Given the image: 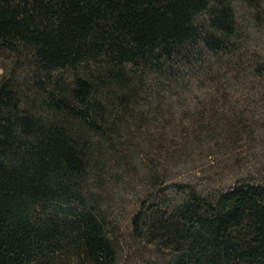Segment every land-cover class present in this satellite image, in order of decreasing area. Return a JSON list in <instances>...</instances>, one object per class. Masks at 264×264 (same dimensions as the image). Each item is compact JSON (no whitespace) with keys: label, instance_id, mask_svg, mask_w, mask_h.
I'll return each instance as SVG.
<instances>
[{"label":"trees","instance_id":"trees-1","mask_svg":"<svg viewBox=\"0 0 264 264\" xmlns=\"http://www.w3.org/2000/svg\"><path fill=\"white\" fill-rule=\"evenodd\" d=\"M242 1L261 21L264 0ZM248 42L233 0H0V49L26 74L0 78V264H117L96 189L143 142L165 148L151 128L177 102L190 110L195 83L209 89L185 114L199 131L257 134L236 104L219 107L264 86ZM152 167L134 225L164 253L147 264H264V176L158 201Z\"/></svg>","mask_w":264,"mask_h":264},{"label":"rangeland","instance_id":"rangeland-1","mask_svg":"<svg viewBox=\"0 0 264 264\" xmlns=\"http://www.w3.org/2000/svg\"><path fill=\"white\" fill-rule=\"evenodd\" d=\"M233 3L239 25L247 35L249 49L264 53V7L262 20L258 21L254 9L246 2L233 0ZM24 65V58L17 53L0 49V78L19 71L23 79L26 76ZM196 84L184 103L190 110L177 102L173 104L172 115L160 124L162 130L156 129L159 125L156 123L151 128L160 133L157 137L165 142L162 146L165 148L156 151L143 142L136 153V161L128 166L127 172L116 176L118 180L113 179L108 189H96L103 198L108 234L117 248V264H147L163 257L164 250L143 238L134 225L141 200L155 192L152 165H157L155 169L159 172L158 201L175 200L182 195L183 186L213 190L233 186L239 180L258 181L264 176V86L248 85L246 90H240L241 93L236 92L239 100L224 102L227 105L220 103L219 107L224 109L236 104L244 118H253L259 123L254 136L236 135L234 138L217 132L202 133L185 115L207 103L204 97L208 87Z\"/></svg>","mask_w":264,"mask_h":264}]
</instances>
